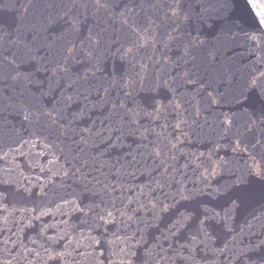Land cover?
Wrapping results in <instances>:
<instances>
[{"label": "water", "instance_id": "1", "mask_svg": "<svg viewBox=\"0 0 264 264\" xmlns=\"http://www.w3.org/2000/svg\"><path fill=\"white\" fill-rule=\"evenodd\" d=\"M264 0H0V264H264Z\"/></svg>", "mask_w": 264, "mask_h": 264}, {"label": "rangeland", "instance_id": "2", "mask_svg": "<svg viewBox=\"0 0 264 264\" xmlns=\"http://www.w3.org/2000/svg\"><path fill=\"white\" fill-rule=\"evenodd\" d=\"M258 13L261 15V18H262V21H263V24H264V16L261 14V12L260 11H258Z\"/></svg>", "mask_w": 264, "mask_h": 264}, {"label": "flooded vegetation", "instance_id": "3", "mask_svg": "<svg viewBox=\"0 0 264 264\" xmlns=\"http://www.w3.org/2000/svg\"><path fill=\"white\" fill-rule=\"evenodd\" d=\"M264 18V17H263Z\"/></svg>", "mask_w": 264, "mask_h": 264}]
</instances>
